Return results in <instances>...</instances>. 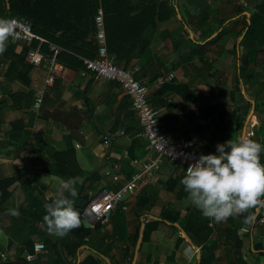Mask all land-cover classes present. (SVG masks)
Instances as JSON below:
<instances>
[{
	"label": "crops",
	"instance_id": "1",
	"mask_svg": "<svg viewBox=\"0 0 264 264\" xmlns=\"http://www.w3.org/2000/svg\"><path fill=\"white\" fill-rule=\"evenodd\" d=\"M94 1L61 0L63 24L70 22L80 30L91 28L89 2ZM151 1L108 0L107 12L101 3L98 8L104 11L108 53L117 65L131 70L148 86L150 102L159 113L164 133L206 154H218L217 144L241 136L264 146V39L255 37L243 42L248 53H244L243 63L239 58L248 29L245 25L250 23L251 15L246 11L249 4L225 0L214 13L209 5L200 4L202 0H174L175 11L165 18L160 7L151 13V3L160 0ZM253 10L262 14L264 22V9L256 6ZM216 15L224 22L228 20L226 30L217 32L214 24L210 25ZM26 44L9 38L7 50L0 55V100L8 101L0 107V178L13 176L17 180L6 202L7 209L20 211L33 206L42 210L43 197L51 201L59 182L70 178L64 177L63 171H55L53 156L54 151H65L70 146L75 148L82 170L74 179L75 188L92 171L98 178L97 185L95 178L84 182L79 201L84 194L91 196L94 189L97 193L92 200L103 191H114L128 183L156 156L142 136L141 124L127 114L131 110L125 103L131 100L128 93L118 82L96 80L83 70L65 69L62 61L63 71L57 77L61 82L48 85V69L34 65L27 57L34 67L30 74L31 97L17 94L11 99V93L24 88L15 79ZM39 90L45 93L37 109L35 95ZM14 100L21 104L14 105L19 104ZM253 111L257 115L253 114L245 130ZM20 120L22 123L13 128ZM106 135L111 136L107 143ZM110 171H117L119 180L113 179ZM184 175L181 164L165 159L153 179L144 175L136 192L128 194L76 251L72 247L66 250L67 245L58 242L63 259L58 264H82L88 256L96 258L98 264H264V227L256 222L257 209L249 210L254 217L250 223L245 222L249 213L221 223L206 218L180 183ZM30 192L40 195L33 199ZM19 218L21 213L19 217L0 213V236L5 239L4 244L0 243L4 247L0 252L8 257L4 260L2 256V264L19 255V227L13 228ZM149 220H157L160 225L149 238L143 240L142 236L137 250V229L140 226V236ZM88 222L90 228L96 224ZM43 224H35L33 228L38 232L31 238L34 243L41 239L47 248L44 253H36L34 244L29 254L35 257L27 259L30 264H48L55 255L56 237ZM186 228L191 229L192 236L187 233L191 242L182 232ZM13 233L19 236L13 237ZM4 249L9 252H2Z\"/></svg>",
	"mask_w": 264,
	"mask_h": 264
},
{
	"label": "trees",
	"instance_id": "2",
	"mask_svg": "<svg viewBox=\"0 0 264 264\" xmlns=\"http://www.w3.org/2000/svg\"><path fill=\"white\" fill-rule=\"evenodd\" d=\"M107 1L108 0H96L94 3H90L91 5V17L89 18V21H91L92 27L91 28H85L83 27V30L78 29L76 26L70 24V22H66L63 24V19L62 17V12H61V0H0V18H7V17H20L25 20H27L31 26L32 29L40 34L41 36L45 37L47 40L50 42H54L58 44L61 48L63 47L65 50L60 52L58 55L59 61L65 64V69L73 70V71H80V70H85L86 65L84 63V58L86 59H94L98 55V44L95 39V33H96V26H95V16L98 12V7L100 6V3L104 7V10L107 12ZM153 1V0H152ZM151 1V2H152ZM258 1V2H257ZM174 0H160L156 2H152L150 5L149 10L151 11L152 14L155 13L156 9L160 7V13H166L165 18H169L171 14L175 11L174 7ZM253 4H257L258 8L264 9L263 2H260V0H253ZM257 2V3H256ZM247 5L246 3L242 2V6ZM244 8L242 9V11ZM262 14L257 12L255 10L250 17V23L246 22V27L248 29L246 30V34L242 40L243 42L247 41L250 38H262L264 39V22H262ZM164 19V17L162 18ZM150 24L153 26V18L150 20ZM59 31H62L60 34H58ZM39 45L38 41H33L30 44H26L24 46L25 53L22 58L21 66L19 68V73L15 79L16 82H19L24 86L20 91L22 92H17V93H11L10 98L13 99L15 96L18 94L24 95L26 97H31V91H30V84H31V71L34 68L32 64H30L27 61V54L29 50L36 48ZM41 48L45 52L48 51V45L46 43H43L41 45ZM69 51L74 52L77 56L74 54H71ZM248 53V52H247ZM246 56H240V60L243 63L245 60ZM2 62H0L1 64ZM241 63V70L245 69L242 67ZM247 64V62H246ZM65 71V70H64ZM89 73V72H88ZM92 77L95 79L94 75L90 73ZM137 79L138 76H135ZM140 80V79H139ZM239 80V79H238ZM61 82L60 79L57 78L55 80V86L59 85ZM69 85H71L70 82H68ZM116 83V82H115ZM119 84V83H116ZM239 84V83H238ZM63 88V87H62ZM62 88L60 89V93H62ZM150 99V98H149ZM126 101L125 103L129 106H131L130 112H127L131 117L133 116V120L137 123H140V120L138 119L135 110L132 107V102ZM7 100H0V107L5 104L7 105ZM15 103L19 104H14V105H20L21 101L20 100H14ZM135 117V118H134ZM22 120L16 121L13 125V128H15L17 125L21 124ZM76 127V125H74ZM72 126V127H74ZM141 130L143 131V128L141 126ZM141 131V132H142ZM53 156L55 158V163L56 169L55 171L62 172L61 174L64 175V177H70L72 180H74L77 176H79L82 173V170L78 164V161L76 159L75 155V148L70 146L67 150L65 151H54ZM53 165V164H52ZM53 167V166H51ZM111 172V171H110ZM96 171L90 172V175L86 177L85 181L90 180V179H96L94 183L98 181ZM110 175H112L113 179L119 180L120 175L119 173L116 172H111ZM96 176V177H95ZM117 177V178H115ZM83 183H78L76 185V189L78 191V196L74 199V205L78 210L83 211L88 207L90 204L92 198L91 196L84 194L83 200H80V197L85 190L84 182ZM170 182L171 179L168 180V188L170 187ZM17 183L16 177H6V178H0V213H5L7 212V207H6V202L9 200L11 197L13 190L11 189L13 185ZM97 185V183H96ZM122 187V186H121ZM121 187L117 188L116 190L120 189ZM173 188V187H172ZM31 193V198L33 199L36 196H39L40 193L38 194H32ZM36 199V198H35ZM51 201H47L44 197L42 199V206L45 203H48ZM21 213V218L19 220H15L16 222L13 226V228L19 227V235H20V242H19V248L18 252L19 255L14 261H8L5 264H30L27 261V256L29 253L33 252V246H34V240L31 238L33 233L38 232V230L33 228L36 223L42 222L43 221V216L46 214V211L43 207L42 210H38L37 207H30V208H21L20 211ZM123 216L120 214V217ZM83 219V216H82ZM167 219L174 221L175 218L173 217H167ZM18 222V223H17ZM45 224V223H44ZM46 225V224H45ZM101 224L96 223L92 228L90 227H81L80 229L72 230L70 231L66 236L63 238L56 237V244L54 242V250H55V255L52 256V258H49L48 264H58L60 263L62 259V254L59 252V248L57 246L58 242L64 243L67 246H65V249L69 250L71 247L76 251L83 243L87 242L86 238L90 237L92 232L96 230ZM160 225V222L157 220H149L146 222L145 229L143 232V240L149 238L150 234L158 228ZM140 226L137 229L134 242L136 243L139 237V230ZM35 231V232H34ZM186 232L192 236L191 229L186 228ZM17 233H13V237H18L19 236ZM44 236V234H42ZM65 238V239H64ZM182 241L184 238H181ZM45 240L47 242L46 236ZM44 243V242H43ZM45 247H46V243ZM63 244V245H64ZM179 245V241H178ZM70 247V248H69ZM61 259V260H60ZM91 261V263H89ZM63 264H69L67 261L63 262ZM82 264H98L96 261V258L93 256H88L86 257L83 261ZM190 264H195V263H190Z\"/></svg>",
	"mask_w": 264,
	"mask_h": 264
},
{
	"label": "clouds",
	"instance_id": "3",
	"mask_svg": "<svg viewBox=\"0 0 264 264\" xmlns=\"http://www.w3.org/2000/svg\"><path fill=\"white\" fill-rule=\"evenodd\" d=\"M14 30L13 20L0 18V55L7 50ZM216 151L218 154H200L189 164L180 183L204 217L221 223L229 217L249 213L245 222L250 223L254 217L249 210L264 207V164L261 163L264 146L241 136L217 144ZM74 185L71 178L61 180L51 202L43 205L46 211L43 221L50 235L63 238L72 230L88 226L82 219L84 212L74 205L73 198L78 196ZM7 214L20 215L17 208L8 209Z\"/></svg>",
	"mask_w": 264,
	"mask_h": 264
},
{
	"label": "built area",
	"instance_id": "4",
	"mask_svg": "<svg viewBox=\"0 0 264 264\" xmlns=\"http://www.w3.org/2000/svg\"><path fill=\"white\" fill-rule=\"evenodd\" d=\"M6 19L15 22V30L12 39L21 40L26 43L38 41L39 45L36 48L29 50L28 60L37 66H44L48 69V77L46 83L53 85L56 78L61 75L63 71V64L59 62L58 55L62 48L47 40L45 37L36 33L31 24L20 17H7ZM96 33L95 38L98 44V55L94 59H85L84 63L86 69L83 73H92L96 80H111L118 82L128 93L131 98L132 107L136 112L140 124L143 128L142 136L149 142L153 148L156 156L143 166V169L135 174L128 183L123 185L120 189L114 191H103L98 197L90 202L88 207L84 210V215L89 220L103 221L108 220L113 209L119 206L128 194L135 193L140 179L146 175L149 179H153L154 173L159 169L161 163L168 159L176 164H181L186 173L189 164L194 163L200 154L189 148L183 141H175L166 135L161 127L160 116L157 109L151 104L148 95V86L137 79L131 70L119 66L110 56L107 50L106 27L104 19L103 8L100 7L95 16ZM46 43L49 48V53L41 50V45ZM173 75H170L172 78ZM44 90L37 91L35 97V107H41V99L44 96ZM111 136H105V142L110 140ZM109 174L111 172H108ZM117 178V177H115ZM95 207V211L93 208ZM256 222L264 227V207H257ZM45 249L43 242L35 243V252L39 253ZM35 256L29 254L27 259L31 260ZM4 254L3 259L7 260Z\"/></svg>",
	"mask_w": 264,
	"mask_h": 264
},
{
	"label": "rangeland",
	"instance_id": "5",
	"mask_svg": "<svg viewBox=\"0 0 264 264\" xmlns=\"http://www.w3.org/2000/svg\"><path fill=\"white\" fill-rule=\"evenodd\" d=\"M197 1V3H200L199 2V0H196ZM208 0H202V2L200 3V4H202V5H209L210 6V8H212L213 10H214V13H217L216 11H218L219 9H218V6L222 3V2H226L225 0L223 1V0H213V1H211V2H207ZM228 1H230V0H228ZM235 1V0H234ZM238 1H240V0H238ZM253 0H243V2H246V4H249V6H247L248 8V10H246L245 8V10L249 13V16L254 12V8L257 6V4L255 5V4H253V2H252ZM258 2V1H257ZM256 2V3H257ZM260 2H261V0H260ZM262 2H263V5H264V0H262ZM241 5H242V3H241ZM243 9V8H242ZM257 10H259V9H257ZM244 11V10H243ZM245 16V15H244ZM219 17H220V15H216L215 16V18L213 19V20H211V21H209V23H210V25H213L214 24V29L215 30H217V32L219 31V30H221L222 28H225V30L227 29V27H228V25H227V21H225L224 22V20H221V19H219ZM241 50H242V52H243V56H244V53H246L248 50H246L245 49V45H244V43L242 44V48H241ZM240 56H242V53H241V55ZM240 58V57H239ZM262 134H264V129L262 130V132H261ZM93 191V190H92ZM97 192H96V190L94 189V193H91L90 195L92 196H95V194H96ZM22 197V196H21ZM87 221H89L88 219H86ZM44 225V224H43ZM90 224H88V226H89ZM39 241H41V242H43L41 239L39 240ZM0 243L1 244H4L5 243V239L2 237V236H0ZM47 244V243H46ZM2 248H4L3 246H1L0 245V251L2 250ZM47 248V247H46ZM2 252H9V251H7L6 249H4ZM40 253H44V251H42V252H40ZM4 254H2V256H3ZM2 256H1V252H0V262H1V258H2ZM0 264H2V263H0Z\"/></svg>",
	"mask_w": 264,
	"mask_h": 264
},
{
	"label": "water",
	"instance_id": "6",
	"mask_svg": "<svg viewBox=\"0 0 264 264\" xmlns=\"http://www.w3.org/2000/svg\"><path fill=\"white\" fill-rule=\"evenodd\" d=\"M253 114H256V115H257V112H256V111H253V112L250 114V116H249V118H248V121H247V123H246V125H245V126H246V127H245V130L248 129V126L250 125V122H251V119H252ZM79 211H81V210H79ZM84 221H85L87 224H90L86 219H84ZM101 222H103V219H101V220L98 221V223H101ZM176 225L179 226V224H176ZM142 229H143V226H142ZM182 232H183V234L185 235V237L189 240V242H191V239H190L189 235L187 234V232H186L184 229H182ZM142 236H143V232H142V230H141L140 236H139L138 241H137V247H136L137 250H138V248L140 247V244H141V241H142ZM136 258H137V252H136V254H135L134 262H136Z\"/></svg>",
	"mask_w": 264,
	"mask_h": 264
}]
</instances>
